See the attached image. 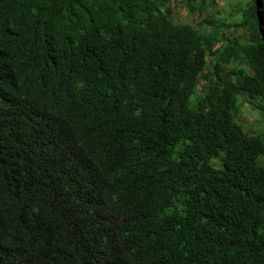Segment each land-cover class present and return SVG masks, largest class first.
<instances>
[{"label": "trees", "instance_id": "16d2710c", "mask_svg": "<svg viewBox=\"0 0 264 264\" xmlns=\"http://www.w3.org/2000/svg\"><path fill=\"white\" fill-rule=\"evenodd\" d=\"M172 1L0 0V264H264V0Z\"/></svg>", "mask_w": 264, "mask_h": 264}, {"label": "rangeland", "instance_id": "374dc122", "mask_svg": "<svg viewBox=\"0 0 264 264\" xmlns=\"http://www.w3.org/2000/svg\"><path fill=\"white\" fill-rule=\"evenodd\" d=\"M251 0H207V7L203 12H191L183 3L172 1V18L177 23H188L195 27L212 23L219 32L221 43L238 38L244 42L248 33L237 29L235 26L240 22L241 16L237 14L238 8H245ZM197 8H201L197 5ZM207 25V24H206ZM211 26V25H210ZM204 88H206V84ZM202 90H200L201 92ZM237 122L245 132L260 135L264 133V116L249 103H245L237 115ZM264 165V158L261 159ZM217 165V163H215Z\"/></svg>", "mask_w": 264, "mask_h": 264}]
</instances>
